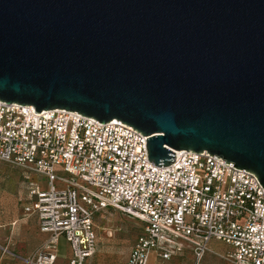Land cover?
<instances>
[{
	"label": "water",
	"instance_id": "95a60500",
	"mask_svg": "<svg viewBox=\"0 0 264 264\" xmlns=\"http://www.w3.org/2000/svg\"><path fill=\"white\" fill-rule=\"evenodd\" d=\"M0 99L117 118L157 166L208 151L264 186V0H0Z\"/></svg>",
	"mask_w": 264,
	"mask_h": 264
},
{
	"label": "built area",
	"instance_id": "2783aa9c",
	"mask_svg": "<svg viewBox=\"0 0 264 264\" xmlns=\"http://www.w3.org/2000/svg\"><path fill=\"white\" fill-rule=\"evenodd\" d=\"M147 138L117 118L102 122L65 108L39 112L0 99V163L24 169L25 213L36 215L49 234L28 264H55L62 237L70 245L69 264H86L98 250L94 217L107 209L144 228L125 264H148L153 252L171 259L186 250L195 264L208 253L228 264H264L258 175L187 149L174 150L173 163L157 166L149 160ZM213 242L230 248L216 250Z\"/></svg>",
	"mask_w": 264,
	"mask_h": 264
},
{
	"label": "crops",
	"instance_id": "0c3cea01",
	"mask_svg": "<svg viewBox=\"0 0 264 264\" xmlns=\"http://www.w3.org/2000/svg\"><path fill=\"white\" fill-rule=\"evenodd\" d=\"M0 164L4 166L2 174L6 171H11L15 174L13 176L14 185L12 184L9 187V192L14 194L6 195L0 206V264H28L26 259L30 258L35 250L47 240L49 234L41 231L39 219L36 215L25 213L24 208L28 204L29 199L24 169L7 162H1ZM34 178L41 183L45 182L41 177L34 176ZM130 253L124 259L125 263ZM191 253L190 250H186L183 255L164 259L158 253L153 252L150 255L148 264H186L182 260L185 256L191 255ZM208 254L200 264H216L214 257L220 259L211 253ZM70 256V245L65 238H61L55 264H69ZM220 260L225 262L222 259ZM217 264H220V262H217Z\"/></svg>",
	"mask_w": 264,
	"mask_h": 264
},
{
	"label": "rangeland",
	"instance_id": "374dc122",
	"mask_svg": "<svg viewBox=\"0 0 264 264\" xmlns=\"http://www.w3.org/2000/svg\"><path fill=\"white\" fill-rule=\"evenodd\" d=\"M3 169L4 166L0 164V206L6 195L14 194L9 192V187L15 182L13 178L15 174L11 171L2 174ZM42 183V186H45V183ZM56 185L59 188L64 187L58 181H56ZM94 221L98 235V250L94 256L88 259L86 264H124V259L130 253L136 238L144 231L142 223L114 209L97 213ZM211 246L220 251H226L230 248V246L220 242H213ZM214 259L216 264L217 262L228 264L215 257ZM182 261L186 264L196 263L192 253L187 257L185 256Z\"/></svg>",
	"mask_w": 264,
	"mask_h": 264
}]
</instances>
